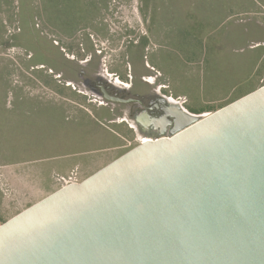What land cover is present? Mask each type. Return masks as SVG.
<instances>
[{
    "label": "rangeland",
    "instance_id": "obj_1",
    "mask_svg": "<svg viewBox=\"0 0 264 264\" xmlns=\"http://www.w3.org/2000/svg\"><path fill=\"white\" fill-rule=\"evenodd\" d=\"M60 1L0 0V225L44 197L41 191L79 183L136 145L126 127L112 123L122 117L80 86L82 54L106 53L109 75L133 93L156 89L198 116L264 85V60L249 73L254 61L245 58L255 53L228 49L248 33L247 46L264 49V0ZM100 1L142 5L148 38L140 39L145 24L131 14L123 20L139 29L135 37L108 38L92 18Z\"/></svg>",
    "mask_w": 264,
    "mask_h": 264
},
{
    "label": "water",
    "instance_id": "obj_2",
    "mask_svg": "<svg viewBox=\"0 0 264 264\" xmlns=\"http://www.w3.org/2000/svg\"><path fill=\"white\" fill-rule=\"evenodd\" d=\"M0 225V264H264V85Z\"/></svg>",
    "mask_w": 264,
    "mask_h": 264
},
{
    "label": "flooded vegetation",
    "instance_id": "obj_3",
    "mask_svg": "<svg viewBox=\"0 0 264 264\" xmlns=\"http://www.w3.org/2000/svg\"><path fill=\"white\" fill-rule=\"evenodd\" d=\"M96 5L98 7L94 8L95 12L92 14L95 17L92 18L95 19V24L98 25L99 29L106 30L108 38L119 40L135 37L134 31L139 29L133 25L127 26L130 23L126 22V19L123 20L124 16L129 18L128 14L135 17L140 16L137 17L139 19L134 24L140 23L143 28L145 24V32H142L140 39L148 38L150 18L142 20L143 11L141 9L144 8L142 5L139 7L137 2L126 5L117 1H100L96 2ZM128 9L131 10L128 11ZM86 12L84 10L83 13L86 14ZM131 19L133 18L131 17ZM90 32H95V30L92 29ZM99 34L103 36V33H98L96 36L100 37ZM89 36L93 38V35L89 34ZM53 45L54 48H57L59 44L54 41ZM84 54L82 55L85 60L81 63L84 69L78 73L80 86L101 100L98 105L102 110L122 117L121 120H114L112 123L126 127V131L132 135L136 143L135 146L145 140L170 136L184 126V122L179 116L183 106L178 102L167 98L156 89L143 93H133L132 85L109 75L104 64L106 58L104 54L106 53L96 50L95 55ZM97 58L98 65L91 68L93 61ZM49 70L50 73L54 74L51 69Z\"/></svg>",
    "mask_w": 264,
    "mask_h": 264
},
{
    "label": "crops",
    "instance_id": "obj_4",
    "mask_svg": "<svg viewBox=\"0 0 264 264\" xmlns=\"http://www.w3.org/2000/svg\"><path fill=\"white\" fill-rule=\"evenodd\" d=\"M185 9H186V7H185ZM261 26L263 27V31L262 32H264V24H261ZM152 31H153V33L155 32L156 34H158L159 35V32H158V30H156V27H155V24H154V26H152ZM160 34H162V32L160 33ZM264 34V33H263ZM163 35V34H162ZM157 36V35H156ZM237 36H240V35H237ZM241 36H244V38H245V40H244V42L240 39L239 40V42H238V44H232V45H229L228 46V49L229 50H232L233 52H235V54H236V52H239V51H244V53H247V51H253L254 53H255V55L253 56L254 58H250V57H248V55L246 56V58H245V60H253L254 62H253V64H251V66L252 67H250L249 68V73H251V71H252V69H253V71H254V73L257 71V69H258V66L260 65L261 66V63L263 62V54H261L263 51H264V49L261 51V53H260V50H257V48L258 47H260V46H256V47H252V46H250V45H248L247 46V44L250 42V39L252 40V38L250 37V35H249V33L248 34H242ZM258 36H260V35H258ZM224 37H225V35H224ZM247 37V38H246ZM221 40V39H220ZM222 41V40H221ZM242 41V42H241ZM259 42H262L261 44H262V46L264 47V36H261L260 37V41ZM222 48H224L223 46H221ZM232 47V48H231ZM159 48H161V47H159ZM157 50V49H156ZM218 54V53H217ZM222 53L220 52V54L218 55V57L221 55ZM248 57V58H247ZM158 56H156L155 58H154V61L157 63V61H158ZM186 61H184L185 62V64L186 65H191V62L193 61L192 60V58H186L185 59ZM188 60V61H187ZM195 60H199V65H200V62L202 61V59H195ZM250 61V62H251ZM242 62L243 63H245V61H243L242 60ZM258 64V65H257ZM203 65V62L201 63V66ZM257 65V66H256ZM264 65V64H263ZM185 66V65H184ZM186 67V69L185 70H187L188 69V67L187 66H185ZM260 80V82H261V79H259ZM260 86L259 85H256L253 89H251V90H249V91H247V92H244V93H242V95H240V96H238V97H236L233 101H235V100H237V99H239V98H241V97H243V96H245V95H247V94H249L250 92H252V91H254V90H256V89H258ZM232 101V102H233ZM185 109V108H184ZM186 110V109H185ZM187 111V110H186ZM188 113H191V114H195V115H197L198 114V112L196 111V112H189V111H187ZM59 188H56L55 187V185L51 188V189H49V190H46V191H41L40 193L41 194H44V197H42V198H40L38 201H40L41 199H43V198H45L46 196H48V195H50L51 193H53V192H55L56 190H58ZM25 200H23L22 202H20V203H18L20 206H21V204H23V202H24ZM37 201V202H38ZM35 204V203H34ZM33 205V204H32ZM25 208H28V206H26ZM25 210V209H24ZM23 211V210H22ZM20 213V212H19Z\"/></svg>",
    "mask_w": 264,
    "mask_h": 264
},
{
    "label": "trees",
    "instance_id": "obj_5",
    "mask_svg": "<svg viewBox=\"0 0 264 264\" xmlns=\"http://www.w3.org/2000/svg\"><path fill=\"white\" fill-rule=\"evenodd\" d=\"M81 1H83V0H81ZM60 2L65 6V0H61ZM75 2H76V1H75ZM81 4H84V3H83V2L80 3V1L78 0L77 3H76V5L73 6V7H79V6H81ZM73 7H72V8H73ZM79 9H80V8H79ZM80 11H81V10H80ZM78 12H79V11H78ZM81 13H83V10L81 11ZM79 16H80V15H79ZM76 18H77V16H76ZM79 18H80V17H79Z\"/></svg>",
    "mask_w": 264,
    "mask_h": 264
},
{
    "label": "built area",
    "instance_id": "obj_6",
    "mask_svg": "<svg viewBox=\"0 0 264 264\" xmlns=\"http://www.w3.org/2000/svg\"><path fill=\"white\" fill-rule=\"evenodd\" d=\"M70 183H73V182H70ZM75 183V182H74Z\"/></svg>",
    "mask_w": 264,
    "mask_h": 264
},
{
    "label": "bare ground",
    "instance_id": "obj_7",
    "mask_svg": "<svg viewBox=\"0 0 264 264\" xmlns=\"http://www.w3.org/2000/svg\"><path fill=\"white\" fill-rule=\"evenodd\" d=\"M180 108V107H179ZM178 120H179V118H178Z\"/></svg>",
    "mask_w": 264,
    "mask_h": 264
}]
</instances>
